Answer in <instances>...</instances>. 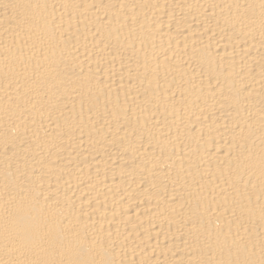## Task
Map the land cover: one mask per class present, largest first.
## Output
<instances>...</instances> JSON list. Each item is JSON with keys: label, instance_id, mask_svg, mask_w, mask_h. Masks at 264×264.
<instances>
[{"label": "bare ground", "instance_id": "bare-ground-1", "mask_svg": "<svg viewBox=\"0 0 264 264\" xmlns=\"http://www.w3.org/2000/svg\"><path fill=\"white\" fill-rule=\"evenodd\" d=\"M0 264H264V0H0Z\"/></svg>", "mask_w": 264, "mask_h": 264}]
</instances>
